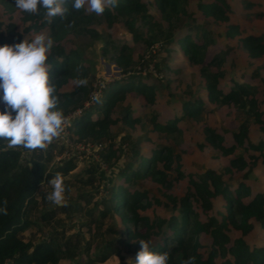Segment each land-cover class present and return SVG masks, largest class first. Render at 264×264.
<instances>
[{
    "label": "trees",
    "instance_id": "trees-1",
    "mask_svg": "<svg viewBox=\"0 0 264 264\" xmlns=\"http://www.w3.org/2000/svg\"><path fill=\"white\" fill-rule=\"evenodd\" d=\"M14 2L15 0H6ZM185 0H154L143 3L141 0H116L115 6L106 4L105 10L101 13L106 19L113 21L117 18L125 20V25L135 41L143 40L144 33L135 25L138 17L148 26L146 39L147 47L154 44L153 38L158 34L163 38L162 48L169 52L171 44L174 42L172 31L164 33L154 23L153 15L149 13V6H154L156 10L165 18L168 25L180 21V16L184 13ZM198 12L204 20L194 21L193 30L204 29L201 33V41L193 42L189 33L179 34L176 44L182 46V50L187 54L189 62L201 66V75L205 79V96L188 99L183 103L185 117H196L201 112V107L206 103L229 105L239 104L249 101L256 105L255 99L256 87L247 84L232 82V86L225 90L220 87V80L224 77V72L220 71L223 51H218L207 60L206 49L211 43L209 34L205 30V20L227 23L226 36L229 39H237L239 46L247 52L251 59H260L264 57V37L255 34H242V28L239 24L232 22L230 14L232 7L225 0H199L196 4ZM68 8V12L63 18L56 16L48 18L44 14V9H40L38 14H28L27 20L30 22L29 30L39 31L43 28H50L53 32L70 33L76 31L78 34L90 32L88 24L98 17L95 13H86L83 7L79 10L71 8L70 4H63ZM254 3L245 1L244 15L254 20H264V11L257 9ZM172 29V26H169ZM157 32V33H156ZM156 33V35H151ZM181 35V36H180ZM210 40V41H209ZM22 41V34L18 32L16 24L9 21L2 23L0 20V45H13ZM117 46L105 42L104 51L115 49ZM130 47L125 45L120 48L113 61L118 68L122 69L124 75L131 72L134 68L130 60ZM46 61L50 80L55 87V94L59 98L58 108L62 110L67 118L80 109L81 114L73 122V130L77 135L78 143L94 142L103 143L110 141L109 147L101 154L103 158H112L116 151L112 148L113 135L110 132L111 126L115 123L113 115L116 109L122 105L127 92L134 91L140 96L145 97L149 104H154V87L145 83L143 77L132 76L127 83L115 81L108 85L101 98L95 105L89 109L85 108V102L90 98L91 84L80 86L72 92H62V87L68 80L74 77V73L82 72L87 79V69L82 67L83 59L76 51H65L59 44H53L47 53ZM159 73L171 71L167 63L162 61ZM216 67V71H213ZM83 68V70H82ZM264 72V64L253 71L254 77H259L260 72ZM85 79V81H86ZM146 80V79H145ZM264 86V79L261 78ZM0 104V110H3ZM128 107L119 109L120 119L133 125L137 119L131 117ZM100 113V114H98ZM97 114L94 118L93 115ZM181 117L168 121L166 125L155 123V130H161L167 133L177 131V124ZM259 124L264 125L259 118ZM264 132V126H263ZM246 131L234 132L233 139L237 146L243 147V141L246 139ZM209 145L220 150L223 155L230 156L235 154L237 147L225 148L222 145V138L209 131L206 138ZM49 149H33L24 156L22 147H8L7 142L0 138V206L7 209L6 214H0V264H59L61 261H72L74 264H84L92 262L91 260L82 261L78 255L89 254L90 247L81 243V232L76 235H66L64 225L60 229L51 230L43 240L33 243L25 241L22 235L30 227L33 221L30 220L33 210L39 208L38 198L47 202L46 196L40 191L43 184L55 176L57 172L63 177L67 176L76 169L74 157L62 162L61 165H50L53 163V151L57 145L50 144ZM246 150L257 152L259 154L261 165L264 172V141L257 143L249 142L245 146ZM61 147V153H63ZM106 151V152H105ZM106 153V154H105ZM172 151L168 147H159L154 151L150 159L141 155V149L138 144L131 146V158L125 165L120 176L125 178V182L151 179L158 184H166L167 174L164 170L157 168L161 162L164 168L170 170ZM140 160L137 164V160ZM108 160V159H107ZM30 165V166H29ZM231 168L244 170L246 162L243 157L238 156L231 160ZM228 171V170H226ZM90 177L82 180L83 185H93L97 180L95 176V166L88 171ZM192 189L185 196L180 198L169 197L173 214L167 220H159L151 223L146 218H141L137 211L144 208L141 201L146 193L136 190L128 191L121 185L114 184L106 191L109 197H101L96 206H101V218L109 215H117L124 209L121 221L124 227L110 228L109 233L116 235L113 240L107 241V246L114 252L125 240L123 234H126L128 243L133 239H145L149 235H155L157 241L150 245V250L156 253L167 252L168 264H182L189 257L193 258L192 264H264V245L249 244L246 237L255 230V224H258L264 231V194L257 193L250 197V189L245 183H241L236 189H232L222 174L209 169L198 174L196 180L191 181ZM81 198V197H80ZM87 203H90L92 197L89 194L83 195ZM245 199H248L245 201ZM221 201V202H220ZM78 201L66 202V206L54 205L40 214L38 223L45 225L51 224L52 220L58 214H74L78 211ZM199 208V212L196 209ZM220 208V209H219ZM222 209V210H221ZM93 210V209H92ZM92 216V211H89ZM146 228V235H142L140 230L133 231L126 227L129 223L135 226ZM83 223L81 226H84ZM240 233V236L232 239L229 236L230 229ZM199 236L209 238L210 245L203 250V245L199 241ZM140 245H138L137 251ZM106 256L99 257L100 261H105Z\"/></svg>",
    "mask_w": 264,
    "mask_h": 264
},
{
    "label": "rangeland",
    "instance_id": "rangeland-1",
    "mask_svg": "<svg viewBox=\"0 0 264 264\" xmlns=\"http://www.w3.org/2000/svg\"><path fill=\"white\" fill-rule=\"evenodd\" d=\"M141 1L146 3L154 0ZM225 1L232 7L230 14L232 22L241 26L243 35L255 34L264 37V20H254L244 15L246 12L244 10L245 1L254 3L255 10L264 11V0ZM198 2L199 0H185L184 13L180 16V21L174 22L173 25H168L161 13L154 6H149V13L153 15L154 23L160 28V31H164V33L172 31L174 40L170 46L172 50L166 52L162 48L163 38L158 36L159 34L153 38L154 44L147 47L145 40L149 37L148 26L144 25L139 17L135 26L144 33V39L139 41H135L129 33L124 19L117 18L110 21L96 13L98 18L88 24L90 32L87 33L78 34L73 31L66 34L62 31L53 32L50 28L35 31L29 30L30 22L26 19L28 14L16 9L15 1L0 0V20L5 24L9 21L16 24L18 32L22 34V40L25 37L31 40L37 34H42L51 38L53 44L61 45L65 51H76L81 55L82 67L88 70L87 79L84 78L81 71L74 73V77L68 80L61 91L72 92L80 86L91 84L90 98L85 102L84 109H89L95 105L104 94V89L115 81L127 83L132 76H137L143 77L145 83L154 87V104L152 105L147 102L145 97L134 91L126 93L124 102L113 115L115 123L111 126L110 132L114 138L112 148L116 154L112 158H107L108 160L103 158L101 153L109 147L110 141L98 144L90 141L76 142L77 135L74 133L72 125L82 110L80 109V111L70 114L66 118L64 131L44 148L49 149L50 144L57 145V149L53 151V163L49 168L53 165H61L63 161L71 157L75 158L76 169L63 178L66 187L65 202L73 203L77 200L78 211L71 216L58 214L48 225L41 222L35 225L34 222H38L40 214L55 205L48 200L43 202V199L39 197V208L33 210L30 218L33 223L22 235L25 241L37 243L43 240L51 230L60 229L64 225L66 235L74 236L81 232V243L90 247L89 254L78 255L82 261L88 259L92 261L84 264H135V251L139 241H150V245H152L158 239L151 234L145 239H133L128 243L126 234H123L125 241L116 246L117 252L107 246V241L116 237V235L109 233V229L124 227L121 221L124 209H121L117 215L111 214L102 219L100 214L102 207L96 206L101 197H109L106 190L112 185H121L131 193L136 190L145 192L146 196L141 201L144 208H140L137 213L142 219L146 218L151 223L169 219L173 214L169 197L180 198L185 196L192 189L191 181L196 180L198 174L209 169L222 174L232 189H236L241 183H245L250 189V197L257 193L264 194V172L261 160L258 158L259 154L245 149L249 142L264 141V125L262 126L257 121L260 118L264 123V86L261 82V78L264 79V72H260L259 77L253 76V71L264 64V57L256 60L251 59L247 52L239 46L236 38L229 39L226 36L227 23L215 22L211 19L205 20L204 28L211 40L205 52L207 60L218 51L225 52L220 68V71L224 72V77L219 83L220 87L227 90L232 86V82L256 87L255 99L257 104L252 105L249 101L229 105L206 102L201 107L198 116L185 117L183 114L185 112L183 103L189 98L203 96V99H206L205 79L201 75V66L189 62L187 54L181 49L182 46L176 44L179 34L185 32L190 34L193 42L201 41V33L204 29H190L195 20L201 22L204 20L198 12L196 5ZM83 9L88 14L94 13L87 10V4ZM169 26H172V29ZM156 33L151 35H156ZM105 42L117 46V52L125 45L130 47V60L135 64L134 68L130 70L131 72L124 75L122 69L117 67L112 60L117 52L113 48L105 52ZM162 61L167 63L171 71L166 70L159 73L160 68H162ZM212 69L216 71V67ZM80 79H86V83L77 86L76 82ZM126 107L130 109L131 117L137 119L133 125L119 118L118 110ZM96 116L97 114L93 115L94 118ZM180 117L182 120L177 124L176 132L167 133L155 130V123L166 125L168 121ZM209 131H213L222 138V145L225 148L237 147L235 154L225 156L220 150L209 145L206 140ZM242 131H246L247 134L243 141V147L237 146V142L232 137L234 132ZM135 143L140 147L141 155L147 159H150L154 151L161 146L171 149V169H165L163 162L157 165V168L164 170L168 176L166 184H158L150 178L125 182V178L120 176L125 165L130 161L131 146ZM61 147L64 149L63 153L60 152ZM22 150L24 156L32 151L23 148ZM238 156L243 157L246 162L244 170L230 166L231 160ZM139 162L138 158L137 164ZM92 166H95L97 180L93 185H83L81 181L90 177L88 171ZM40 191L46 196L51 191V186L49 183L43 184ZM85 194L92 197L90 203L82 198ZM247 200L245 199V201ZM196 209L199 212L197 206ZM89 211H92V216L88 214ZM83 223L85 225L81 226ZM142 225L141 222L138 227L133 223L125 226L133 231H137V228L145 236L146 228ZM229 236L234 239L239 237L240 233L231 228ZM199 241L203 245L202 251H207L210 245L209 238L199 236ZM246 241L249 244L264 245L263 229L255 224V230L246 237ZM101 256H106L107 259L100 261L99 257ZM59 264L74 263L70 260H64Z\"/></svg>",
    "mask_w": 264,
    "mask_h": 264
},
{
    "label": "clouds",
    "instance_id": "clouds-1",
    "mask_svg": "<svg viewBox=\"0 0 264 264\" xmlns=\"http://www.w3.org/2000/svg\"><path fill=\"white\" fill-rule=\"evenodd\" d=\"M115 6L116 0H15V8L30 15L44 9L48 18H63L68 12L62 4H70L79 10L87 4V10L101 14L106 4ZM51 38L37 34L26 37L13 45H0V138L8 147L20 146L31 151L43 149L64 131L66 117L58 108L59 98L51 83L47 66V53L52 48ZM77 86L86 83L80 79ZM30 166V165H29ZM51 191L46 200L58 206H66V187L61 173L48 180ZM7 209L0 206V214ZM140 248L135 264H168V253L150 250V241H139ZM189 257L182 264H192Z\"/></svg>",
    "mask_w": 264,
    "mask_h": 264
}]
</instances>
